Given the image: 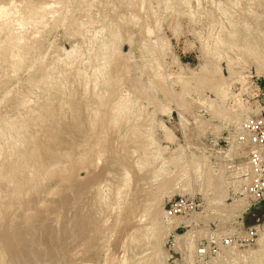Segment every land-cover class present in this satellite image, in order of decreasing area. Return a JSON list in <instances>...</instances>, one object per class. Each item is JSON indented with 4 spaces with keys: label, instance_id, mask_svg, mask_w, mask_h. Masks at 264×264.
Here are the masks:
<instances>
[{
    "label": "rangeland",
    "instance_id": "374dc122",
    "mask_svg": "<svg viewBox=\"0 0 264 264\" xmlns=\"http://www.w3.org/2000/svg\"><path fill=\"white\" fill-rule=\"evenodd\" d=\"M1 32L0 264H201L249 227L240 264H264V204L239 195L264 0H0Z\"/></svg>",
    "mask_w": 264,
    "mask_h": 264
},
{
    "label": "built area",
    "instance_id": "2783aa9c",
    "mask_svg": "<svg viewBox=\"0 0 264 264\" xmlns=\"http://www.w3.org/2000/svg\"><path fill=\"white\" fill-rule=\"evenodd\" d=\"M243 128L245 136L240 141L246 142L251 149L245 166L248 182L239 193L246 200L241 215L264 204V120L248 119L244 122ZM199 207L196 200L181 197L171 202L166 214L185 221L196 216ZM258 232L254 227H249L234 236L210 237L199 245L196 257L201 264H240L241 249H249L255 242Z\"/></svg>",
    "mask_w": 264,
    "mask_h": 264
},
{
    "label": "bare ground",
    "instance_id": "6f19581e",
    "mask_svg": "<svg viewBox=\"0 0 264 264\" xmlns=\"http://www.w3.org/2000/svg\"><path fill=\"white\" fill-rule=\"evenodd\" d=\"M75 1H76V0H75ZM67 2H68V1H67ZM84 2H85V0H84ZM93 2H94V1H93ZM6 4H7V3H6ZM21 4H22V3H21ZM41 4H42V3H41ZM66 4H67V3H66ZM51 5H52V4H51ZM28 6H29V5H28ZM45 6H46V5H45ZM51 7H52V6H51ZM55 7H57V6H55ZM35 8H36V7H35ZM38 9H39V8H38ZM33 10H35V9H33ZM65 11H66V10H65ZM24 12H25V11H24ZM28 12H29V11H28ZM31 12H32V11H31ZM34 12H35V11H33V13H34ZM39 12H40V9H39ZM39 12H38V13H39ZM6 13H7V12H6ZM64 13H65V15H67L66 12H64ZM36 14H37V13H36ZM55 15H56V14H55ZM21 16H22V15H21ZM21 16L19 17L20 20H21V18H22ZM34 16H36V15L34 14ZM45 16H46V15H45ZM49 16H52V15H49ZM49 16H48V17H49ZM63 16H64V15H63ZM30 17H32V16H30ZM36 17H37V16H36ZM41 17H42V16H41ZM17 18H18V17H17ZM34 18H35V17H34ZM19 19H18V21H19ZM23 19H25V16L23 17ZM23 19H22V20H23ZM63 19H65V18L63 17ZM104 20H105V19H104ZM49 21H50V20H49ZM20 22H21V21H20ZM22 22H23V21H22ZM22 22H21V25H22ZM24 22H25V21H24ZM24 22H23V24H24ZM32 22H33V21H31V22L29 21V24L32 23ZM34 22H36V21H34ZM27 23H28V21H27ZM64 23H65V22H64ZM29 24H28V25H29ZM32 24H34V23H32ZM32 24H31V25H32ZM62 24H63V22H62ZM16 25H18V24L16 23ZM26 25H27V24H26ZM26 25L24 24L23 27L25 28ZM28 25H27V26H28ZM34 27H35V26H34ZM34 27H33V28H34ZM79 27H80V26H79ZM83 27H84V26H83ZM13 28H14V27H13ZM13 28H12V29H13ZM18 28L22 30V27L20 28V25H18ZM7 29H8V28H7ZM28 29H29V26H28ZM81 29H82V28H81ZM10 30H11V28H10ZM1 31H4V30H1ZM12 31H13V30H12ZM12 31H11V33H12ZM23 31H24V30H23ZM85 31H86V30H85ZM9 32H10V31H9ZM9 32H8V30H7V33H8V34H9ZM27 32H28V31H27ZM11 33H10V36L13 35V34H11ZM0 34H2V32H1ZM22 34H23V33H22ZM22 34H21V35H22ZM23 35H24V34H23ZM23 35H22V36H23ZM35 35H36V34H35ZM35 35H31V36H34V38H36L37 36L35 37ZM8 37H9V35H8ZM26 37H27V36H26ZM10 38H11V37H9V40H10ZM19 38H20V37H19ZM30 38H31V37H30ZM30 38H29V39H30ZM31 39H32V38H31ZM7 40H8V39H7ZM16 40H17V39H16ZM23 40H24V39H23ZM14 41H15V40H13V42H14ZM17 41H18V40H17ZM19 41L22 42L21 39H20ZM19 41H18V42H19ZM33 41H34V40H33ZM15 43H16V41H15ZM19 44H20V43H19ZM27 44H28V42H27ZM7 45H8V44H7ZM23 45H24V44H23ZM17 46H18V45H17ZM17 46H16V47H17ZM25 46H26V45H25ZM0 47H1V45H0ZM33 47H35V46H33ZM38 47H39V46H38ZM1 48H2V47H1ZM4 48H6V47L4 46ZM4 48H2V50H4ZM8 49H9V48H8ZM21 49H22V48H21ZM73 49L75 50V47H73ZM4 51H5V50H4ZM22 51H23V49H22ZM0 52H1V51H0ZM72 52H73V51H72ZM10 53H11V52H10ZM32 53H33V52H32ZM69 55H70V54H69ZM72 55H73L74 57L76 56L75 54H72ZM16 56H17V55H16ZM26 56H27V55H26ZM14 58H15V57H14ZM38 58H39L38 60H37V58H36L37 61H39L41 57H38ZM66 58H67V57H66ZM70 58L72 59L73 57L70 55ZM16 59H17V58H16ZM63 59H64V58H63ZM71 59H70V60H71ZM73 59H74V58H73ZM12 60H13V59H12ZM42 61H43V60H42ZM60 61H61V60H60ZM72 61H73V60H72ZM35 62H36V61H35ZM67 62H68V61H67ZM18 63H19V62H18ZM32 63H33V62H32ZM36 63H37V62H36ZM59 63H60V62H59ZM40 64H41V62H40ZM34 65H35V64H34ZM42 65H43V63H42ZM76 66H77V65H76ZM33 67H34V66H33ZM29 68H30V67H29ZM30 69H32V67H31ZM28 70H29V69H28ZM26 72H28L27 69H26ZM58 75H59V74H58ZM27 76H28V75H27ZM2 77H3V76H2ZM2 79H3V78H2ZM30 80H31V79H30ZM13 86H14V85H13ZM15 86H17V85H15ZM28 87H29V85H28ZM30 88H31V87H30ZM11 89H12V88H11ZM20 89H21V88H20ZM21 90H23V89H21ZM9 92H10V91H9ZM27 92H28V91H27ZM5 93H6V92H5ZM6 94H8V92H7ZM9 94H11V93H9ZM9 94H8V95H9ZM8 95H4V98H5V96H8ZM20 95H21V93H20ZM4 98H2V101H3ZM6 98H7V97H6ZM8 98H9V97H8ZM0 103H1V102H0ZM77 113H78V112H77ZM113 113H114V112H113ZM75 116H76V115H75ZM80 117H81V116H80ZM113 117H114V116H113ZM74 118H75V117H74ZM111 120H112V119H111ZM68 121H69V120H68ZM85 121H86V120H85ZM114 121H115V120H114ZM73 122H74V121H73ZM53 124H54V123H53ZM113 124H114V123H113ZM43 125H44V124H43ZM49 125H50V124H49ZM53 127H54V126H53ZM55 127H56V126H55ZM75 127H76V126H75ZM81 129H82V128H81ZM57 130H58V129H57ZM62 132H63V131H62ZM89 133H90V132H89ZM89 133H88V134H89ZM58 137H59V136H58ZM66 138H67V137H66ZM68 139H69V138H68ZM74 139H75V138H74ZM81 139H82V138H81ZM38 140H39V139H38ZM47 140H48V139H47ZM42 143H43V142H42ZM62 145H63V144H62ZM51 148H52V147H51ZM55 148H56V147H55ZM57 148H58V147H57ZM58 149H59V148H58ZM77 149H78V148H77ZM33 152H34V151H33ZM69 152H70V151H69ZM114 152H115V151H114ZM19 154H20V153H19ZM33 155H34V154H33ZM44 155H45V154H44ZM73 155H74V154H73ZM56 156H57V155H56ZM68 156H69V155H68ZM111 158H112V157H111ZM71 159H72V158H71ZM65 160H66V159H65ZM2 161H3V160H2ZM5 161H6V160H5ZM7 163H8V162H7ZM28 163H30V162H28ZM34 163H35V162H34ZM40 163H41V162H40ZM63 164H64V163H63ZM75 164H76V163H75ZM20 165H21V164H20ZM17 166H18V165H17ZM50 166H51V165H50ZM6 167H7V166H6ZM13 167H14V166H13ZM24 168H25V166H24ZM48 168H49V167H48ZM45 169H46V168H45ZM50 169H51V168H50ZM5 170H6V169H5ZM7 170H8V169H7ZM56 170H57V169H56ZM0 172H1V171H0ZM6 172H7V171H6ZM61 172H62V170H61ZM61 172H60V174H61ZM17 173H18V172H17ZM48 173H49V172H48ZM29 174H30V173H29ZM5 176H6V175H5ZM7 176H8V175H7ZM0 178H1V177H0ZM5 179H6V178H5ZM14 179H15V178H14ZM35 179H37V178H35ZM23 180H24V179H23ZM26 181H27V180H26ZM36 181H38V180H36ZM5 182H6V181H5ZM6 183H7V182H6ZM40 183H41V182H40ZM18 185H19V184H18ZM0 187H1V185H0ZM3 187H4V186H3ZM22 188H24V187H22ZM12 189H13V188H12ZM9 191H10V190H9ZM20 191H21V190H20ZM5 192H6V191H5ZM15 192H16V191H15ZM19 193H20V192H19ZM6 195H7V194H6ZM15 197H16V196H15ZM8 198H9V197H8ZM5 202H6V201H5ZM3 203H4V202H3ZM3 206H4V205H3ZM5 206H6V205H5ZM11 206H12V205H11ZM2 208H3V207H2ZM8 209H9V207H8ZM4 214H5V213H4ZM8 233H9V232H8ZM263 245H264V242H263L262 246H263ZM14 249H15V248H14ZM256 258H258V256H257ZM256 258L253 259V262L256 260L255 262H257V264H258V263H261V262H260V259H256ZM261 264H262V263H261Z\"/></svg>",
    "mask_w": 264,
    "mask_h": 264
}]
</instances>
